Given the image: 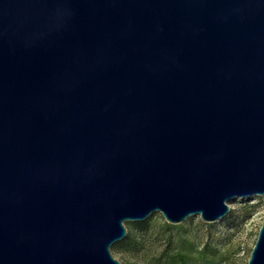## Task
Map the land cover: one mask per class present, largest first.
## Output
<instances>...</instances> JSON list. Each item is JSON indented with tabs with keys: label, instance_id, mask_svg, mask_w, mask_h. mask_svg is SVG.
Listing matches in <instances>:
<instances>
[{
	"label": "water",
	"instance_id": "1",
	"mask_svg": "<svg viewBox=\"0 0 264 264\" xmlns=\"http://www.w3.org/2000/svg\"><path fill=\"white\" fill-rule=\"evenodd\" d=\"M255 196L264 0H0V264H122L126 223Z\"/></svg>",
	"mask_w": 264,
	"mask_h": 264
},
{
	"label": "rangeland",
	"instance_id": "2",
	"mask_svg": "<svg viewBox=\"0 0 264 264\" xmlns=\"http://www.w3.org/2000/svg\"><path fill=\"white\" fill-rule=\"evenodd\" d=\"M229 206L214 223L190 217L172 225L161 213L128 222L127 237L112 254L122 264H248L264 220V196L237 198Z\"/></svg>",
	"mask_w": 264,
	"mask_h": 264
},
{
	"label": "trees",
	"instance_id": "3",
	"mask_svg": "<svg viewBox=\"0 0 264 264\" xmlns=\"http://www.w3.org/2000/svg\"><path fill=\"white\" fill-rule=\"evenodd\" d=\"M146 223H147V222H146ZM126 241H128V240H126ZM117 245H118V244H117ZM117 245H116V246H117Z\"/></svg>",
	"mask_w": 264,
	"mask_h": 264
}]
</instances>
